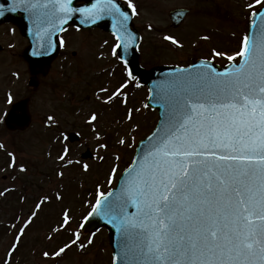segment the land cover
Wrapping results in <instances>:
<instances>
[{"label":"snow or ice","instance_id":"1","mask_svg":"<svg viewBox=\"0 0 264 264\" xmlns=\"http://www.w3.org/2000/svg\"><path fill=\"white\" fill-rule=\"evenodd\" d=\"M262 2L255 0V5ZM70 4L71 0H29L26 7L38 10L51 5L61 23L76 11L93 22L104 13L128 19L115 0H96L91 8L82 9L70 8ZM128 7L136 15L130 0ZM120 27L127 32L123 23ZM257 27L251 41L243 37L234 56L212 51L213 56L226 55L229 61L240 57L232 71L183 75L184 69L177 70L181 75L162 89L167 99L163 123L149 137L152 143L138 167L129 172L120 196L102 206V194L97 190L96 204L84 219L96 214L98 208L105 215L113 214L123 238V264H264V23ZM114 35L121 40V35ZM164 39L177 44L171 37ZM120 46L113 47L114 56ZM128 46L124 41V47ZM127 75L132 76L130 72ZM126 87L122 84L109 100L119 97ZM96 119L93 114L89 122ZM84 167L87 171V165ZM129 206L136 211L124 214ZM68 223L65 211L63 225ZM23 232L21 228L20 234ZM74 235L71 244H65L55 256L77 243L79 233ZM19 240L20 235L16 237ZM92 242L88 240V244ZM113 264H117L116 257Z\"/></svg>","mask_w":264,"mask_h":264},{"label":"rangeland","instance_id":"2","mask_svg":"<svg viewBox=\"0 0 264 264\" xmlns=\"http://www.w3.org/2000/svg\"><path fill=\"white\" fill-rule=\"evenodd\" d=\"M130 2L137 7L134 23L142 33L140 60L171 65H185L197 57L206 56L215 57L223 63L229 61L226 55L234 56L240 50L249 11L260 6L255 5V0ZM249 4L255 6L249 8ZM174 7L190 8V13L177 29L170 27L168 19V11ZM65 36L68 42L61 60L42 79L36 92L26 88L28 74L6 71L14 64L9 63L1 69L0 165L2 176H6V179H0V188L12 186L15 207L24 208L21 210L22 216L28 211L31 214L36 212L34 222L25 234L35 248L47 249L50 255L41 257V254H35L33 264H111V249L105 230L80 238L57 257L53 254L56 248L54 238L48 236L49 227L51 223L61 220V229L70 232L78 229V218L86 208L83 207L78 216L70 213L69 223L63 225L61 217L65 210L74 209L68 196H74L77 191V197L82 201L83 188L99 189L102 193L110 185L114 186L126 161L130 162L137 141L154 127L157 115L143 104L147 97V90L143 86L133 84L122 91L124 99L117 97L109 100L116 87L124 81V73L115 64L108 36L101 31H84L81 43L73 32H67ZM165 36L175 39L177 44L165 40ZM213 50L226 55L213 56ZM125 81L131 83L127 78ZM25 95L31 99L29 109L32 122L23 132H8L2 126V118L10 103ZM121 103L124 106H120ZM129 110H132L131 119L125 114ZM93 114L97 119L89 122ZM49 116L53 117L52 123L58 125L56 128L45 123ZM69 131L78 133L80 141L69 147L67 166H64L60 152L63 145L68 143L66 137ZM103 135L110 138L108 142ZM121 140L125 143L121 144ZM104 144L106 149L101 147ZM86 146L91 149L93 158L80 160L79 154ZM9 153L13 156H9ZM23 166L26 168L21 171ZM22 194L26 197L25 203L20 201ZM38 202L39 209L36 208ZM79 205L81 207L83 203ZM56 210L62 214L56 215ZM57 235L63 237L62 234ZM39 237L44 240H34ZM89 239L93 241L91 244H88ZM71 241L70 234L65 237L61 247L71 244ZM80 244L86 247L80 248Z\"/></svg>","mask_w":264,"mask_h":264},{"label":"water","instance_id":"3","mask_svg":"<svg viewBox=\"0 0 264 264\" xmlns=\"http://www.w3.org/2000/svg\"><path fill=\"white\" fill-rule=\"evenodd\" d=\"M87 3L83 6V8H91L95 3L96 0H85ZM70 8L75 7L72 5ZM121 10V9H120ZM127 16L128 19L124 20L122 17L118 15H110L107 13H104L101 18L95 19V22H93L92 19H89L85 14H82V27H94L98 26L104 30L107 31H115V29L120 28L121 23L125 25V28L129 30V26L131 25V13L129 12L128 8L125 7L123 10ZM187 10L185 9H175L170 12V17L174 23V25H177L186 14ZM78 15L80 16V12H73L69 16V23L77 25V19ZM6 20H10V17L6 15H2L0 17V23ZM264 23V5L255 12H252L249 18V29L247 36L249 37V40L255 36L258 25ZM66 25H62L59 30L66 27ZM58 30V31H59ZM58 31L56 33H58ZM56 33L52 36V39L55 40ZM53 33L51 32V35ZM122 40H120V48H119V54L118 56L123 59L129 66L130 71L133 76H136L138 78V81L140 84H145L149 88V96L147 101V106L151 108H157L158 110V123L152 132L150 136H153L154 133L157 132V130L161 127L164 119V114L166 111L167 106V99L165 97V93L162 90L166 83L168 81H171L173 78L181 75L178 73V69H184L185 72L183 75L188 74H196V73H202V72H208V71H214L217 73H224L228 71H232L234 67H238V63H229L224 67H220L216 64H212L210 62L206 61H197L194 64L188 66V67H172V66H156L149 70H145L140 67L138 63V53L136 51L137 43H138V35H131V39L129 40L128 36L123 38L121 36ZM128 41L129 46L127 48L124 47V41ZM57 50L50 54H42L40 57L34 56V57H27L29 61L30 68L33 73L42 72L45 74L48 65L50 61L54 58ZM240 61V60H239ZM30 84H35L33 80L30 81ZM159 93V95H158ZM20 111V113H18ZM29 122V115L27 111V101L22 100L20 102L15 103L12 106V109L8 113L5 124L9 129H15V128H23L25 127ZM148 136L145 140L139 142L136 148V153L133 159L132 164L127 168L121 175L118 185L115 189L111 190L109 193H112L111 196L108 194L101 197L102 206L103 204L107 203L108 201L116 200L117 197L121 194L122 185H124L126 179L128 178L129 172L138 167V162L141 159L142 154L146 151L148 146L152 143L149 140ZM74 138L73 136L71 137ZM88 154H83V157H85ZM136 209L132 206H129L125 209L124 214H131L135 212ZM113 214L105 215L103 214L102 208L97 209V213L93 214L91 217L88 218L84 222V227L82 230L84 232H90L93 230H96L100 228L101 226H105L108 231L109 236V242L113 248V257L117 258V264H123V262L120 259V252H121V246L123 244V238L121 236V233L117 230V220L112 219Z\"/></svg>","mask_w":264,"mask_h":264},{"label":"flooded vegetation","instance_id":"4","mask_svg":"<svg viewBox=\"0 0 264 264\" xmlns=\"http://www.w3.org/2000/svg\"><path fill=\"white\" fill-rule=\"evenodd\" d=\"M121 1L123 4H127L125 0ZM41 2L43 3L45 0H41ZM28 3L29 0H24V3L15 4L13 0H0V8H6L7 10H11L13 7L15 8V13L13 15L15 23L7 22L0 25V45L3 47L0 50V73L4 65L7 66L9 63L14 65L6 70L8 73H30L28 64L23 59V53L29 46V41L22 36L17 23L34 26V24L40 22L42 12L38 11L40 9L33 10L31 18H27L25 16V10H32L30 7H26V4ZM82 4V0L76 2V5L81 6ZM35 16L37 17L35 18ZM72 31L78 36L79 43H81L82 39L80 38L82 37L84 30L73 27L67 28L61 35V40L64 41V44L60 54L52 63L49 72L52 70L54 64L61 60L63 50L68 42V37L65 35L67 32L72 33ZM108 36L112 39V43L116 42L112 35L109 34ZM76 40L78 41L77 38ZM73 54L75 55V52H73ZM19 63L21 65H19ZM42 79L43 78H40V83H42ZM0 179H6V176H2V165H0ZM0 193H3V195H0V264H33L32 260L35 257V254H41V257H45L44 253L47 252V249L40 247L38 249L35 248L34 243H32L28 235L25 234L26 230L33 224L34 216L31 215L30 211H28L25 216H22L23 212L15 207L14 194L11 188L3 189L1 187ZM30 217L31 222L28 223ZM26 223L27 227H25ZM20 228H24L22 235L20 234ZM18 235H20V240L17 242L16 237ZM34 240L40 242L44 239L39 237V239L34 238ZM13 245H15V248H13ZM10 252L11 255H9Z\"/></svg>","mask_w":264,"mask_h":264}]
</instances>
